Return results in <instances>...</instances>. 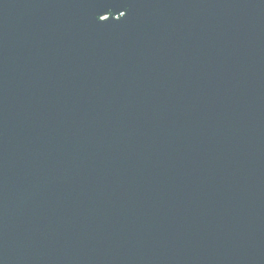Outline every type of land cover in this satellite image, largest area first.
<instances>
[{"label":"water","instance_id":"95a60500","mask_svg":"<svg viewBox=\"0 0 264 264\" xmlns=\"http://www.w3.org/2000/svg\"><path fill=\"white\" fill-rule=\"evenodd\" d=\"M0 264H264V0H0Z\"/></svg>","mask_w":264,"mask_h":264}]
</instances>
